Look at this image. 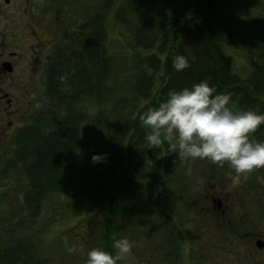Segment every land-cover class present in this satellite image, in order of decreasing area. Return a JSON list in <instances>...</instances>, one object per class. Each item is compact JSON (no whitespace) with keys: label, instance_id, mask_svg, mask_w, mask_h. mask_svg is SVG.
I'll return each instance as SVG.
<instances>
[{"label":"trees","instance_id":"16d2710c","mask_svg":"<svg viewBox=\"0 0 264 264\" xmlns=\"http://www.w3.org/2000/svg\"><path fill=\"white\" fill-rule=\"evenodd\" d=\"M234 1L120 0L113 16L130 49L125 74L105 47V8L114 0L94 5L92 13L72 27L75 32H64L47 63L43 121H39L40 114L27 135L28 145L23 141L15 153L27 182L25 207L37 211L48 193L75 192L98 205L106 201L101 240L106 250L114 251L113 238L128 234L123 228L125 216L118 217L113 205L116 195L147 191V198L138 200H144L149 209L150 195L161 190L167 181L164 174L170 176L167 171L177 160L167 142L146 148L147 129L139 119L141 112L165 99L169 89L190 86L204 78L214 83L217 91L230 90L234 107L263 112L264 38L261 29L255 37H242L234 27H228L219 11ZM216 27L224 30L233 48L256 56L248 76L233 69L232 57ZM178 53L189 59V66L182 70L172 66ZM88 101L99 104L92 115L84 108ZM88 120L93 125V140L80 174L76 172V145L81 125ZM263 132L264 124L252 135L258 139ZM93 154L103 157L94 162ZM157 209L148 210L153 217L148 223L154 218L158 221ZM15 246L6 253L8 259L30 264Z\"/></svg>","mask_w":264,"mask_h":264},{"label":"rangeland","instance_id":"374dc122","mask_svg":"<svg viewBox=\"0 0 264 264\" xmlns=\"http://www.w3.org/2000/svg\"><path fill=\"white\" fill-rule=\"evenodd\" d=\"M119 1L114 0L112 6L108 9L105 8L107 33L105 47L107 52L115 59L119 70L125 74L130 65V49L126 36L113 16L114 7ZM103 2L104 0H36L30 4L31 8L37 12L48 7V18L53 17V15L60 17L64 13L68 16L66 22V17H63V24H60L59 18L56 19V22L50 24V33L45 38L43 49L39 51L44 60L46 58L47 60L45 61V69H41L37 74L39 85L37 87L38 95L35 99L38 107L37 113L39 114H35L36 117H39L40 114L42 116L43 109L46 106L44 81L48 59L52 54L53 47L61 40L64 32L67 35L75 32V29L72 28L75 23L79 19L87 17V14L90 15L92 13L91 8L94 5L97 4L98 6ZM55 9L58 10L55 11ZM219 12L228 23V27H234L239 36L255 37L261 29L264 38V0H235L231 7L229 6L228 9H222ZM216 29L226 45L227 53L232 57L233 69L244 77L248 76L251 70L250 63L255 60L256 56L246 49L233 48L227 42L224 30L220 27H216ZM54 31L58 33L51 36ZM260 101L264 102V96L261 97ZM98 107L99 104L94 101H88L84 106L88 115L94 114ZM41 116L39 121L42 122L44 117ZM258 139H264V132L263 136ZM92 140L93 125L88 120L81 125L77 139V173L81 174L84 171ZM28 143L29 141L25 139L24 145L26 146ZM14 150H6L0 157V209L22 208L23 198L19 196L27 192V182L20 165L16 164V151ZM172 151L175 153V150ZM175 154L177 156L176 163H173L167 171L170 176L164 174L167 177L166 183L159 192L158 190L155 191L148 199L149 209L145 207L144 200H138V198H145L148 195L147 191H141L140 195L118 193L114 198L113 205L118 217L123 215L126 219L125 225H123L124 230L128 231L126 236L134 242L131 253L122 260L117 261V264H160L159 257L162 253L157 251L159 241L158 221L155 222L154 219L156 218H154L151 223H148V220L153 218L148 213V210L151 212V208L159 209V207L164 206L167 212H164L163 215L168 220L167 226H171L172 221L169 219L171 217L180 218L181 216H176L179 210L206 208L210 203V194H225L232 191L233 188L229 187L230 178L225 175L230 170L227 163L220 165L201 159L189 162L180 157L178 153ZM256 169L258 170V176H264V167ZM254 170L246 175H252ZM107 208L108 203L106 201L99 205L94 204L86 196L75 192L44 195L35 217L37 254L44 258L45 264H84L85 256L79 251V245H84L85 250L92 246H105L101 239L105 228ZM158 209L156 210L157 218H159L158 213H162ZM14 217L11 211L0 212V234L11 229ZM261 218L264 224L263 216ZM185 232L183 230L181 234L178 233L176 238L179 236L181 241V237L184 239L183 234ZM131 233H134V235H130ZM206 233L201 236L203 237ZM186 247L187 244L183 247L184 254ZM70 248L74 250L69 251ZM183 260L184 262L187 261L184 255L179 258L177 264H183ZM186 264H189V260Z\"/></svg>","mask_w":264,"mask_h":264},{"label":"flooded vegetation","instance_id":"af4514ba","mask_svg":"<svg viewBox=\"0 0 264 264\" xmlns=\"http://www.w3.org/2000/svg\"><path fill=\"white\" fill-rule=\"evenodd\" d=\"M35 1L0 0V157L6 150H19L34 130L39 118L35 115L39 114L35 99L37 74L45 69L47 60L39 51L50 33V24L58 18L60 24L63 17L65 22L68 20L65 13L48 18V7L34 11L30 4ZM57 33L54 31L51 36ZM253 172L245 175L232 191L210 194L208 207L179 210L176 216L181 217H171V226H167L163 215L166 208L159 207L160 264H177L182 255L189 264H264V176H258L257 169ZM27 195L24 192L19 197ZM22 205L0 209L15 216L11 229L0 234V264H23L6 256L14 245L24 252L30 264L44 261L35 246L36 210L25 207L24 202ZM183 230L188 232L180 241L176 236Z\"/></svg>","mask_w":264,"mask_h":264},{"label":"clouds","instance_id":"9594fccd","mask_svg":"<svg viewBox=\"0 0 264 264\" xmlns=\"http://www.w3.org/2000/svg\"><path fill=\"white\" fill-rule=\"evenodd\" d=\"M172 66L182 70L189 66V59L178 53ZM232 95L230 90L217 91L207 78L169 89L165 99L140 113L139 119L147 129L146 148L167 142L170 149L189 162L201 159L220 165L227 163L229 187H239L248 172L264 167V139L252 135L264 124V112L234 107ZM102 157L103 154H93L92 160ZM133 243L122 235L113 238L114 251L102 246L85 250L82 244L79 251L85 256L84 264H117L131 253Z\"/></svg>","mask_w":264,"mask_h":264}]
</instances>
